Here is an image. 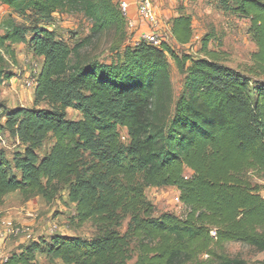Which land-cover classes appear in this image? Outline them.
<instances>
[{
	"label": "trees",
	"instance_id": "1",
	"mask_svg": "<svg viewBox=\"0 0 264 264\" xmlns=\"http://www.w3.org/2000/svg\"><path fill=\"white\" fill-rule=\"evenodd\" d=\"M218 3L249 22L256 49L244 72L209 50L210 34L203 58L142 41L109 63L87 54L101 37L112 39L114 50L125 40L117 0H0L12 15L1 22L0 88L13 77V47L27 45L43 61L34 99L47 106L0 105V132L22 146L10 160L0 154V205L13 193L51 204L66 192L71 221L96 231L90 241L60 234L29 240L0 264H37L38 255L61 264H127L133 255L134 264H251L229 256L225 245L264 252V188L254 182L264 180V0ZM59 14L81 15L88 35L73 46L56 39L48 25ZM170 34L177 46L191 42L192 18L182 6ZM168 58L184 76L176 99ZM69 109L80 119L68 120ZM47 140L52 145L41 156ZM161 187L177 190L182 217L153 216L145 192ZM123 216L129 223L121 235Z\"/></svg>",
	"mask_w": 264,
	"mask_h": 264
},
{
	"label": "rangeland",
	"instance_id": "2",
	"mask_svg": "<svg viewBox=\"0 0 264 264\" xmlns=\"http://www.w3.org/2000/svg\"><path fill=\"white\" fill-rule=\"evenodd\" d=\"M152 2L154 6L156 3H162L158 5L160 12L159 15L157 13L158 25L155 31L161 36L163 42L174 49L176 53L190 55L193 58H203L200 51L202 39L205 35L210 34L211 41L208 48L220 53L224 65L244 72L250 64L249 57L256 47L249 32V22L223 12L218 0H197L192 3L179 0H152ZM180 6L184 13L189 14L192 18V39L186 46L175 45L169 33L172 16L177 14ZM10 17L12 15L9 9L0 4V35L1 22ZM13 18L18 23L22 22L14 15ZM89 28L90 23L81 15H55L52 24L48 25V29L54 32L56 39L69 46H73L87 36ZM136 37L135 32L130 33L126 30V38L118 50H114L115 44L112 39L101 37L94 40L84 52L97 56L102 62L109 63L122 53L126 45H133ZM13 49L16 63L9 62L8 66L13 77L0 88V105L4 106L6 110L47 108L45 103L36 102L34 99L36 78L42 67V59L34 57L27 45H16ZM168 63L173 96L176 99L181 92L184 76L178 72L170 58H168ZM66 117L71 121L80 119L79 113L71 109L66 111ZM5 119V113L0 109V126L4 124ZM120 136L121 141L127 144L129 138L124 129H120ZM51 145L52 140H47L43 143L39 154L42 156L47 153ZM21 150L22 146L7 131L0 132V154H4L10 160L15 152ZM184 175L188 177L190 172L185 170ZM254 182L264 188V180L255 179ZM145 195L154 206V217L163 213L182 217L185 213L183 205L179 202V194L174 188H150L146 190ZM261 195L264 197V189ZM73 216L74 204L68 201L66 192H63L60 198L51 204H46L41 197L23 202L18 193L7 195L0 205V233L3 231L1 225L3 221H10L16 228L26 231L17 235H9L2 240L0 242L1 255L6 256L23 242L48 238L53 234L78 236L88 241L92 240L96 235L95 229L89 223L78 226L76 222L71 221ZM128 223L129 218L123 216L118 229L121 235L126 232ZM225 252L229 256H238L251 264L264 261V252H256L240 243L226 244ZM134 263L135 255L127 264ZM37 264H61V262L58 260L50 262L44 257H38Z\"/></svg>",
	"mask_w": 264,
	"mask_h": 264
},
{
	"label": "built area",
	"instance_id": "3",
	"mask_svg": "<svg viewBox=\"0 0 264 264\" xmlns=\"http://www.w3.org/2000/svg\"><path fill=\"white\" fill-rule=\"evenodd\" d=\"M121 13L126 19V30L128 32L136 33V40L134 44L138 42H145L153 46H160L163 42L161 36L155 31L158 25V17L156 8L153 5L152 0H134V6L136 9L137 17L142 21L146 26V30L141 31L136 29L132 20L129 16L130 4L124 0H117ZM3 231L0 233V239L4 240L9 235H17L18 233L25 232L26 230L16 228L10 221H3L1 223ZM55 228V226H54ZM6 258H3L1 261H4Z\"/></svg>",
	"mask_w": 264,
	"mask_h": 264
},
{
	"label": "crops",
	"instance_id": "4",
	"mask_svg": "<svg viewBox=\"0 0 264 264\" xmlns=\"http://www.w3.org/2000/svg\"><path fill=\"white\" fill-rule=\"evenodd\" d=\"M124 1H126V2H128L129 4H130V9H129V16H130V19L132 20V22H133V24H134V26L136 27V29H139V30H141V31H144V30H146L147 28H146V26L142 23V21L137 17V15H136V9H135V6H134V0H124ZM180 2H182L181 0H179ZM162 3H159V4H157L156 3V5H155V8H156V12L158 13V15H159V12H160V8L158 7V5H161ZM177 15V14H176ZM176 15H173L172 16V18H174ZM169 33H170V24H169ZM135 36H136V33H135ZM170 36H171V34H170ZM13 194H15V193H13ZM9 195H11V194H9ZM19 195V194H18ZM21 198V197H20ZM2 240H0V242H1ZM22 244H25V242H23ZM22 244H20V245H22ZM12 251V250H11ZM8 255V254H7ZM7 255L6 256H2L1 255V248H0V262H1V260L3 259V258H6L7 257ZM38 257H43V256H41V255H38L37 256V259H38Z\"/></svg>",
	"mask_w": 264,
	"mask_h": 264
}]
</instances>
